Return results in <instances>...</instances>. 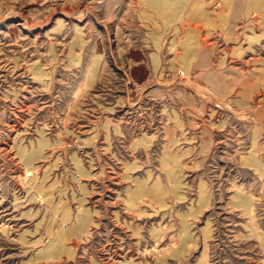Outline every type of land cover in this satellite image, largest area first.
<instances>
[{
	"label": "rangeland",
	"instance_id": "obj_1",
	"mask_svg": "<svg viewBox=\"0 0 264 264\" xmlns=\"http://www.w3.org/2000/svg\"><path fill=\"white\" fill-rule=\"evenodd\" d=\"M170 1L0 0V264H264V0Z\"/></svg>",
	"mask_w": 264,
	"mask_h": 264
},
{
	"label": "bare ground",
	"instance_id": "obj_2",
	"mask_svg": "<svg viewBox=\"0 0 264 264\" xmlns=\"http://www.w3.org/2000/svg\"><path fill=\"white\" fill-rule=\"evenodd\" d=\"M195 0H186L185 1V4L188 6V7H190V6H193V4H192V2H194ZM236 1V5H235V7H234V12L235 13H238L239 12V10L243 7L242 5H241V3H240V0H234V2ZM149 3H151V5L152 6H154V8H156L157 9V11H158V13H162L163 12V10H164V7H166V6H169V7H171V6H173L174 5V3L172 2V1H170V0H149ZM184 4V5H185ZM181 6H183V3L181 4ZM248 5L246 4L245 5V7H247ZM190 11L191 10H194L195 11V13H194V18H196V19H199V18H201V17H206L207 16V14L202 10V9H200V8H195V7H193V8H191L190 7V9H189Z\"/></svg>",
	"mask_w": 264,
	"mask_h": 264
}]
</instances>
